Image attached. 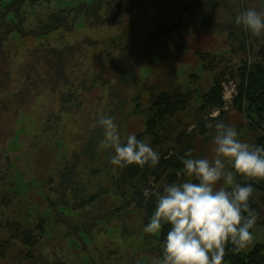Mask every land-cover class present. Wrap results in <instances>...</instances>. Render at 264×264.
<instances>
[{
    "label": "rangeland",
    "instance_id": "1",
    "mask_svg": "<svg viewBox=\"0 0 264 264\" xmlns=\"http://www.w3.org/2000/svg\"><path fill=\"white\" fill-rule=\"evenodd\" d=\"M151 1L155 5L167 1V9L174 12L183 9L185 0ZM196 1L191 0L181 13L179 29L169 33L164 32L169 28L162 21L167 11L154 10L148 2L145 10L133 17L135 21L140 19L139 24L135 22L137 26L128 21L136 27L131 33L123 28L95 26L61 29L50 36V46L58 38V43L66 42L75 49L88 43L90 47L80 51L85 54L86 66L72 75L61 74L65 80L54 79L67 83L64 89L57 85L61 88L60 100L57 94L43 92L27 110L5 119L9 122L7 136L0 137V147L10 167L0 163V247L14 233L5 224L36 232L37 241L28 251L19 240H12L6 251L0 250V264H153L155 254L151 250L158 245L159 234L143 231L144 216L135 206L122 207L124 199L114 193L117 169L109 163L113 152L100 147L103 131L94 124L101 115L114 117L125 140L127 135L144 130L147 108L158 93L181 92L185 94L186 110L169 119L163 151H178L193 139L197 158H213L214 131L206 120L219 109L199 115V96L210 89L214 74L220 71L225 73L222 84L228 97L232 90L236 92L238 80L231 74L235 75L240 62L252 64L258 60L264 35L258 42L247 37L251 49L245 54L237 51L238 45L229 41L228 35L235 32L233 23L240 12H264V0ZM62 4L76 3L62 0ZM63 18H58L59 25ZM158 32L164 38L153 43ZM138 33L141 44L134 37ZM147 37L149 41H145ZM21 46H32V40L19 41L13 35L3 50ZM140 49L146 51L143 57H138ZM211 58L216 59L217 68L203 70ZM228 112L223 121L236 127L242 140L252 143L256 132L246 129L241 114ZM201 122L207 127L203 135L198 127ZM191 125L195 127L189 132ZM163 177L157 183L160 188ZM252 232V245L264 243V225ZM28 253L33 255L29 262L24 260Z\"/></svg>",
    "mask_w": 264,
    "mask_h": 264
},
{
    "label": "trees",
    "instance_id": "2",
    "mask_svg": "<svg viewBox=\"0 0 264 264\" xmlns=\"http://www.w3.org/2000/svg\"><path fill=\"white\" fill-rule=\"evenodd\" d=\"M55 1L0 0V137L3 135V139L7 136V124L9 123L5 119H12L17 112L27 110L35 98L43 92L48 91L58 95L61 88L67 85V83H60L63 81L54 80H65L61 74L68 72L72 75L75 71L81 72V70L85 69V54L81 55L80 51L83 48L90 47L88 43H83L84 47L80 44L75 49L71 48V45L66 42L63 44L61 42L58 43V38V40H54V45L50 46L47 43L51 41L50 36L54 35L55 32L61 29L70 31L83 27L91 29L95 26L96 28L103 26L110 29L117 27L121 30L123 28L125 33H131L135 30L136 27L134 26H137L140 20L135 21L133 17L138 16L139 13L145 10L146 4L149 2L154 10L161 9L163 12L167 11L165 15L163 13L164 17L162 21L165 27L169 28L164 32L169 33L179 29L182 21L181 13L191 0H185L183 9L181 8L180 11L175 10L176 12L167 9V6H169L167 1L162 2L161 5L156 4V6L151 0H87L88 3L84 0H71V3L75 2L76 4L66 7L62 4V0ZM55 3H58L59 6L56 7ZM60 16H64V21L61 25L57 23L60 20L58 19ZM81 18L83 19L82 23L79 21ZM129 20L134 21L135 25L131 24V22L128 23ZM171 23H174V25H170ZM233 26H235V29H233L235 32L228 33L229 41L233 40L238 45L237 51L241 54L249 52L251 47L249 48L247 45L246 38L252 37L254 42H258V37L251 35L250 32H246L242 26H238L235 23V20ZM120 30L116 31L119 32ZM13 35H17L19 41L32 40V46H25L23 49L21 46L5 52L3 46L9 42ZM134 37L138 38L140 42V33ZM159 37L160 40L164 38L158 32L153 38V43ZM148 38H145V41H149L150 38ZM19 44L22 43L19 42ZM140 51L142 53L138 57H143L146 51L143 49H140ZM22 52H25V55H22ZM232 52L236 53L233 49ZM258 55V60L252 64L246 61L240 62L235 75L231 74L238 82L235 88L236 95L228 110H223L224 100L222 98V83L225 73L219 71L214 74L210 89L199 96L200 102L197 112L199 115H205L208 111L219 109L217 116L208 117L206 120L209 123H215L217 120L223 121L228 116V111L234 110L246 120V129L256 132L257 135L252 144L264 147V47L261 46ZM215 61V58H211L208 63L202 66L203 70L209 71L214 67L217 68ZM58 84L61 88L57 87ZM85 91L86 88L81 93ZM58 96L60 100V95ZM77 97L78 95L76 94L75 98ZM186 103L185 94L177 91H162L154 97L150 108H147L149 115L145 120V128L142 132L136 134V136L138 140L150 144L160 154V161L156 170H153L154 167L148 165L141 168L135 164L124 168L116 167L118 176L114 183V193L124 199L123 208L135 206V210L143 213L145 226L154 214L156 198L149 197L145 200L142 195V188L151 187L153 183L157 184L163 175L161 191L165 185L187 179V177H177L176 175L177 171L183 168L181 157L191 150L193 157L197 158L196 151L192 146L193 139L183 143L178 151H163L164 145L168 141V138L164 135L169 125L168 121L179 112L186 110ZM198 127L200 128V135L206 133V122H201ZM170 153L171 155H169ZM6 156V153L0 147V163H8L6 167L9 168L10 164ZM2 169L0 167V172H3L1 171ZM149 177L150 180H148ZM236 179L241 184H253L254 192L249 203L251 208L255 209L258 213V220L254 228L263 226L264 180L258 182L252 181L239 175H237ZM127 190L131 192L128 193ZM2 212V205H0V223L3 222ZM5 225L8 229H12L14 233L11 234L9 240L3 242L0 250L6 251L12 245V240H19L26 248H29L28 251L34 247L35 241H37L36 232L30 231V229L20 230L19 225L15 224ZM170 227L169 224L163 225L162 231L158 236V245L151 250L155 254L154 259L162 258L163 244ZM232 248L233 245L229 243L226 249L224 264H264V243L252 245L245 253L232 252ZM31 254L28 253L24 260L29 262L33 257ZM14 263L17 264V262Z\"/></svg>",
    "mask_w": 264,
    "mask_h": 264
},
{
    "label": "clouds",
    "instance_id": "3",
    "mask_svg": "<svg viewBox=\"0 0 264 264\" xmlns=\"http://www.w3.org/2000/svg\"><path fill=\"white\" fill-rule=\"evenodd\" d=\"M235 23L255 37L264 35V12L242 11ZM94 126L103 131L100 147L113 152L111 165L143 168L159 164L160 154L135 133L122 140L114 117L101 115ZM207 126L214 131L212 159L194 158L189 150L181 157L182 170L176 173L188 179L165 185L162 191L155 183L141 190L145 200L156 198L154 214L143 231L156 236L164 224L171 226L163 256L153 264H224L229 243L232 252H241L254 241L251 230L258 213L249 203L254 187L241 184L236 177L264 180V147L242 140L237 128L224 121Z\"/></svg>",
    "mask_w": 264,
    "mask_h": 264
},
{
    "label": "built area",
    "instance_id": "4",
    "mask_svg": "<svg viewBox=\"0 0 264 264\" xmlns=\"http://www.w3.org/2000/svg\"><path fill=\"white\" fill-rule=\"evenodd\" d=\"M226 80H227V82H231V81H229V76H226ZM222 86H223V84H222ZM223 89L227 90V87L224 85ZM235 95H236L235 90H232L231 93L228 94V97L224 96V91H223V93H222V98L224 100L223 110H228L230 108V105L232 104V100H233ZM218 114H219V111H216L210 117H215Z\"/></svg>",
    "mask_w": 264,
    "mask_h": 264
}]
</instances>
